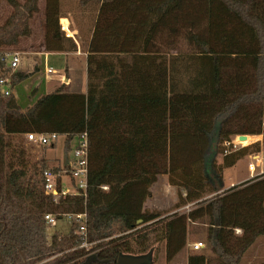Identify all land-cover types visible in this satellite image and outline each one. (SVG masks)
<instances>
[{
	"label": "trees",
	"instance_id": "trees-1",
	"mask_svg": "<svg viewBox=\"0 0 264 264\" xmlns=\"http://www.w3.org/2000/svg\"><path fill=\"white\" fill-rule=\"evenodd\" d=\"M6 1L0 51H13L30 35L39 0ZM91 2L97 13L85 92L60 86L26 109L0 94V264H80L87 257L74 248L73 227L47 230L43 216L83 211L88 240L96 242L89 264L150 250L152 261L161 254L167 264L185 249L191 224L205 226L209 252L188 253L186 264H240L264 235V173L224 190L214 176L264 145V0ZM58 8V0H45L43 49L76 50L60 30ZM8 72L0 61V74ZM21 78L12 73L10 84ZM217 118L221 159L214 156L207 169ZM28 132L63 135L66 150L86 132L85 193L54 201L43 192L42 171L67 165L31 163ZM239 134H247L242 146L224 145ZM251 135L262 140L244 145ZM159 175L177 189L175 209L187 210L164 215L143 207Z\"/></svg>",
	"mask_w": 264,
	"mask_h": 264
},
{
	"label": "rangeland",
	"instance_id": "rangeland-1",
	"mask_svg": "<svg viewBox=\"0 0 264 264\" xmlns=\"http://www.w3.org/2000/svg\"><path fill=\"white\" fill-rule=\"evenodd\" d=\"M19 2H23V0H18ZM71 3H66V7L72 9V7L78 8L76 0H70ZM69 4H71L69 6ZM45 8V0H39L38 2V12L33 14L29 19L30 25V35L27 37H20L17 45L13 47H8V50H16L21 52L20 63L17 67V71L24 66L25 63L30 62L29 59L37 60L39 58L38 52L43 51V14ZM59 12L60 7L58 8ZM11 12V7L6 0H0V25L4 23L7 19L9 13ZM84 29H86L85 22L83 18L79 19ZM31 57V58H30ZM69 64H72L73 67L68 76L77 75V71L79 70L78 62H71V58H67ZM39 62V59H38ZM81 66V65H80ZM36 70V69H35ZM38 70V69H37ZM65 84V83H64ZM24 83H19L15 88V97L18 101V104L22 109H26L30 107L34 101V98L28 94V91L24 89ZM58 86V85H57ZM63 86V85H62ZM220 118H217L214 122L213 129L210 133V143L205 153V165L208 169L212 159L215 156L216 161H220L221 155H215V142H216V134L218 130ZM250 139L246 144H250L255 142V137H258L257 140H262L261 135H251ZM26 147L28 150V159L31 163H36L44 158L47 162L48 166H54L56 164H64L67 163L72 158V150L76 145V140L72 139L70 141V150H66L65 147V137L63 135H58L55 140L53 147L41 146L37 145L31 141L26 140ZM241 146V145H240ZM264 155V145H261V149L259 152H253L246 155L244 158L238 160L231 168H226L222 171L220 177L214 176V184L219 182L221 184V190H224L228 187H231L232 184L236 185L245 180L251 179L253 177L259 176L261 174H257L258 170L254 174H250L247 169V163L251 161L250 157L255 155ZM246 177L243 180L242 178ZM64 184L69 191H72L73 188L69 182L68 176H63ZM232 182V183H231ZM177 189L168 184L166 175H159L153 185L150 187V196L145 200L144 205L147 206L146 209L149 210H161L164 212V215L171 214L175 211L182 212L187 210V206H182L179 210L175 209L174 204L177 201ZM183 194V193H182ZM158 207V208H155ZM71 227V222L65 219H59L57 223L56 229L65 234L69 231ZM189 239L186 240L185 249L188 253L192 252H205L208 253V246L206 244V230L205 226L201 224H191L189 225ZM193 241H201L205 245L203 248L194 251L188 247V244ZM184 250V249H183ZM179 254V255H178ZM174 258H172L167 264H186L187 255L185 253H178ZM52 258L48 260L51 262ZM241 264H264V235L256 238L254 243L250 246L245 256L241 260ZM152 264H163V260L158 258L157 260L152 261Z\"/></svg>",
	"mask_w": 264,
	"mask_h": 264
},
{
	"label": "built area",
	"instance_id": "built-area-1",
	"mask_svg": "<svg viewBox=\"0 0 264 264\" xmlns=\"http://www.w3.org/2000/svg\"><path fill=\"white\" fill-rule=\"evenodd\" d=\"M60 27L63 28L64 24L59 22ZM21 52L13 51H0V61H4L6 66L10 69L8 73L0 74V94L4 96L12 95L11 92V73L14 72L21 59ZM45 74H55V70L51 67H46L44 69ZM25 137L28 141H31L37 145L46 146L55 142L58 137L56 132L40 133L36 134L33 132H28L25 134ZM76 145L72 150V158L66 163L65 168H61L57 173H52L49 169H44L42 171V180H43V192L46 195H51L54 201H57L61 196H64L68 193H77L80 190L85 193L87 188V134L82 132L79 136L75 138ZM225 146L232 148L242 146L241 140L238 139V135L232 138L230 141L224 143ZM251 161L247 163L248 172L252 175L258 170L257 174L264 173V155H255L250 157ZM63 176L69 177V182L73 188L72 191H69L64 184ZM59 178V179H57ZM103 189H106V186H102ZM183 195L185 193L183 192ZM188 207V206H187ZM45 226L47 230H52L57 227L59 219H65L71 222V227H73V232L78 235L80 242L74 247L84 251V257H89L94 254L95 250L93 248L95 241L88 240L87 235V214L86 212L79 213H63L59 216L53 215L51 213H46L43 216ZM236 231H239L236 229ZM204 243L201 241H194L188 244V247L191 250H199L204 247ZM57 255L51 256L49 259ZM41 261L43 263L44 261Z\"/></svg>",
	"mask_w": 264,
	"mask_h": 264
},
{
	"label": "crops",
	"instance_id": "crops-1",
	"mask_svg": "<svg viewBox=\"0 0 264 264\" xmlns=\"http://www.w3.org/2000/svg\"><path fill=\"white\" fill-rule=\"evenodd\" d=\"M60 7V17L66 18L62 23L64 24L63 28L60 27V30L64 33L66 37H70L76 44V50L73 51H41L38 52V59L34 60L29 59L30 62L24 64V66L17 71L21 72L22 78L20 81L11 85L12 95L15 97V88L19 83H24V89L28 91L31 97L37 99L43 94L49 93L55 90L57 87H62L65 91H80L85 92L86 86V73H85V56H86V44L91 36L93 22L96 17V6L91 0H76L78 8L75 7L69 8L66 7V3H71L70 0H58ZM71 4H69L70 6ZM83 18L86 29L83 28L81 21L79 19ZM60 25V24H59ZM67 58H71V62H78L79 70L77 75L68 76L73 67V63L69 64ZM81 65V66H80ZM46 67H51L55 70V74L44 75V69ZM36 69V70H35ZM38 69V70H37ZM12 72V73H14ZM11 73V74H12ZM65 83V84H64ZM58 85V86H57ZM63 85V86H62ZM17 101V99H16ZM18 103V101H17ZM20 106V105H19ZM21 107V106H20ZM254 139V141H256ZM231 168V167H230ZM246 177L240 179L243 180ZM232 183V182H231ZM177 191V190H176ZM182 207V206H181ZM181 207L176 208L179 210ZM144 208H147L144 205ZM158 208V207H155ZM240 231V230H239ZM236 231V232H239ZM189 229L187 233V240L189 239ZM194 242V241H193ZM188 254L187 250L184 249L180 252ZM179 255V254H178ZM245 256V255H244ZM243 256V257H244ZM161 254L159 255V259ZM242 260V259H241ZM242 262L240 261V264ZM163 264L166 262L163 260Z\"/></svg>",
	"mask_w": 264,
	"mask_h": 264
},
{
	"label": "water",
	"instance_id": "water-1",
	"mask_svg": "<svg viewBox=\"0 0 264 264\" xmlns=\"http://www.w3.org/2000/svg\"><path fill=\"white\" fill-rule=\"evenodd\" d=\"M63 20H66V18L64 17L59 18V22H62ZM246 136L247 134H239L238 139L243 140L246 138ZM216 185H219V184L216 183ZM151 255H152V250L148 251L145 254H141V255L120 254L116 259V264H152ZM92 260H94L93 255L87 257L80 264H89Z\"/></svg>",
	"mask_w": 264,
	"mask_h": 264
},
{
	"label": "flooded vegetation",
	"instance_id": "flooded-vegetation-1",
	"mask_svg": "<svg viewBox=\"0 0 264 264\" xmlns=\"http://www.w3.org/2000/svg\"><path fill=\"white\" fill-rule=\"evenodd\" d=\"M212 174H213V173H212V171H211V172H208V175H210V176H211Z\"/></svg>",
	"mask_w": 264,
	"mask_h": 264
}]
</instances>
